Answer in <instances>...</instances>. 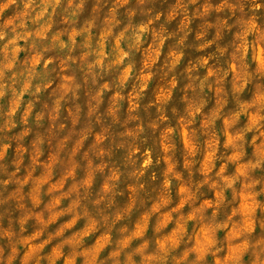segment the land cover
Listing matches in <instances>:
<instances>
[{"label":"clouds","instance_id":"9594fccd","mask_svg":"<svg viewBox=\"0 0 264 264\" xmlns=\"http://www.w3.org/2000/svg\"><path fill=\"white\" fill-rule=\"evenodd\" d=\"M0 264H264V0H0Z\"/></svg>","mask_w":264,"mask_h":264}]
</instances>
